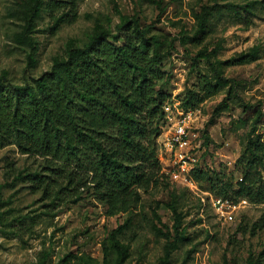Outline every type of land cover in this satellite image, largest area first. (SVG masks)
Listing matches in <instances>:
<instances>
[{
    "label": "rangeland",
    "instance_id": "1",
    "mask_svg": "<svg viewBox=\"0 0 264 264\" xmlns=\"http://www.w3.org/2000/svg\"><path fill=\"white\" fill-rule=\"evenodd\" d=\"M33 2L0 0V77L32 83L71 46L87 43L98 22L114 31L122 15L135 16L163 50L174 45L161 66L164 78L170 74L164 106L186 107L189 89L204 95L192 107L202 134L201 158L234 184L240 180L237 161L259 108L263 116L257 135L264 139V0H82L77 16L57 30L50 28L52 17L44 9L29 32L31 44L24 33ZM248 3L251 11L231 7ZM204 6L210 13L201 31ZM217 43L211 60L200 58L192 65L193 56ZM243 54L250 56L238 61ZM225 60L231 63L220 62L218 70L215 62ZM220 76L225 82L207 93L205 78L216 84ZM162 131L163 126L158 137L163 168ZM44 164V157L22 153L14 143L0 147V264H248L250 259L264 264V226H259L264 203L251 202L234 221L220 220L195 192L168 177L149 192L141 191L137 209L108 216L83 187L58 191L54 182L45 187L47 178L40 183L24 177L48 173ZM173 201L186 214L178 231L166 205Z\"/></svg>",
    "mask_w": 264,
    "mask_h": 264
},
{
    "label": "trees",
    "instance_id": "2",
    "mask_svg": "<svg viewBox=\"0 0 264 264\" xmlns=\"http://www.w3.org/2000/svg\"><path fill=\"white\" fill-rule=\"evenodd\" d=\"M80 1L34 0L26 18L27 40L34 43L29 32L44 9L52 17L50 28L57 30L77 16ZM251 6L231 5L247 11ZM209 13L210 7L204 6L201 31ZM122 18L114 31L98 22L87 43L71 46L65 57L56 58L32 83L18 84L0 77V147L14 143L22 153L44 157L43 168L48 173L36 171L24 177L40 183L47 178L45 187L54 182L58 191L83 187L108 216L137 209L141 191L149 192L168 178L158 157V137L165 118L164 88L170 82V74L164 78L161 66L174 45L172 42L169 50H163L135 16ZM219 48L217 43L211 49H201L193 56L192 65L200 58L211 60ZM247 56L250 54L237 60L244 61ZM220 62L231 63L216 61L218 70ZM217 78L216 84L203 80L207 93L217 92L226 80ZM204 98L189 89L183 105L195 107ZM262 116L259 108L237 161L242 166V179L234 184L225 172L209 167L198 168L196 179L209 184L216 194L264 203V139L257 135ZM205 138L208 143L206 130ZM166 205L174 214L178 231L186 214L174 201ZM153 213L161 222L157 208ZM259 226L263 227L264 221ZM154 228L162 231L156 224ZM256 262L250 259L248 264Z\"/></svg>",
    "mask_w": 264,
    "mask_h": 264
},
{
    "label": "built area",
    "instance_id": "3",
    "mask_svg": "<svg viewBox=\"0 0 264 264\" xmlns=\"http://www.w3.org/2000/svg\"><path fill=\"white\" fill-rule=\"evenodd\" d=\"M164 110L162 145L166 164L163 171L173 181L195 192L204 205H210L220 220L234 221L242 209L251 205L250 200L247 197L232 198L216 194L203 188L202 181L195 177L194 172L198 168H208L200 154L202 134L197 130L198 114L192 107H182L176 111L171 106H164Z\"/></svg>",
    "mask_w": 264,
    "mask_h": 264
}]
</instances>
